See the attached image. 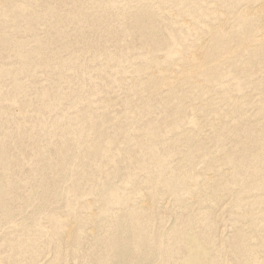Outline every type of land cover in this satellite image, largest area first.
<instances>
[{
  "label": "rangeland",
  "instance_id": "obj_1",
  "mask_svg": "<svg viewBox=\"0 0 264 264\" xmlns=\"http://www.w3.org/2000/svg\"><path fill=\"white\" fill-rule=\"evenodd\" d=\"M14 1L31 14H0V264H264V128L248 116L233 131L217 128L214 134L204 126L208 134L203 135L213 137L201 139L187 124L181 134L185 130L184 137L196 148L186 153L175 145L171 150L183 136L168 140L171 134L164 127L159 135L167 145L147 152L131 145L126 166L89 168L95 194L84 185L85 191L75 194V181L60 168L57 134L67 117L77 127L83 113L139 91L141 81L128 69L146 72L141 54L147 43L131 28L130 15L113 12L105 19L97 13L89 19L86 11H76L77 0ZM122 1L99 0L109 9ZM147 1L132 5L146 6ZM121 42L130 48L124 51ZM121 61L123 68L118 67ZM158 71L162 69L154 68ZM152 113L149 124L157 130L162 119ZM39 149L45 150L42 159ZM208 153L214 157L202 162ZM216 172L223 177L214 189L216 201L209 196L210 202L204 200L211 191L204 179ZM116 173L122 178L115 184L118 196L108 193L96 200L106 177ZM194 187L204 196L191 193ZM139 194L143 202L135 198ZM88 209L95 214L92 221L85 220Z\"/></svg>",
  "mask_w": 264,
  "mask_h": 264
},
{
  "label": "bare ground",
  "instance_id": "obj_2",
  "mask_svg": "<svg viewBox=\"0 0 264 264\" xmlns=\"http://www.w3.org/2000/svg\"><path fill=\"white\" fill-rule=\"evenodd\" d=\"M21 1L30 3L35 0ZM6 2L0 3V14L4 17L8 11L11 13L13 10L23 15L31 14V10L26 9L23 4H16L14 0H6ZM132 2L135 3L138 0H123L120 6L109 9L102 7L99 0H77L80 8L77 6L79 9L76 11H86L85 15L89 19H94L97 13L105 19L110 18L113 12L114 15H130L129 18H133L134 21L131 28L135 29L142 36L141 40L147 43L144 47L145 52L141 47L144 52L141 54L142 61L147 64V68L146 72L128 69L136 75L137 78L134 80L141 81L139 91L127 94L120 102L117 99L116 102H104L99 106V110L96 107L98 110L96 112L83 113V118L80 119L83 122L78 123L77 127V121L71 117L65 118L66 127L57 134L60 168L67 172L68 178H73L72 183L75 181V185L71 184L75 194L80 193L83 185L95 194L92 187L93 176L92 173L90 176L89 168L97 167L105 171L103 168L106 166L119 167L121 163L126 166L127 149L131 145L144 152L150 151L156 145H167L166 139L159 135L164 127L171 134L168 140L183 136L178 143L171 142V146L173 145V148L170 146L171 150L175 149V145L180 152L184 147L186 153H193L196 148L195 145L190 146L188 139L184 137L185 130L181 134L180 129L187 124L191 126L192 133L201 139H209L212 136L211 134L203 135L206 131L204 126L210 127L212 133L217 128L222 130L225 127L233 131L243 126L248 116L255 119L257 127L264 128V0H157V2L148 0L146 6L144 3V5L133 6ZM159 5L170 6V8L163 10L158 7ZM157 19L162 20L161 25H158ZM6 21L10 20L6 17ZM127 34L123 35L130 38L131 35ZM121 46L124 51L130 48L124 43ZM138 53V57L141 58ZM76 58L74 57V61ZM118 67H125L124 61L118 62ZM154 68H161L162 72L155 73ZM7 72L10 71L6 70V74ZM119 79L123 80V84L124 77L121 75ZM119 106H123V110ZM154 111L162 119V127L159 126L157 130L149 124L153 121L151 115L153 116ZM229 114L232 116L237 114L240 117L235 120L228 116ZM187 115L192 116L189 118ZM224 115L230 119H225ZM200 117L203 119H199ZM206 132L208 134V131ZM242 133L249 134L247 130H243ZM246 140L248 141V138ZM186 143L188 147L185 146ZM251 146L255 147L256 144ZM43 151L38 150L41 159L45 153ZM211 156H213L211 153L206 154L202 162L208 158L211 159ZM45 162L47 163L48 159ZM218 173L204 179L205 187L211 190L204 200L210 201L209 196L213 201L217 198L214 195V189L220 183L219 178L222 174ZM106 180L105 189L97 193L98 201L108 193V196H118V190H115L118 187L115 188V184L122 181V178L116 173L108 179L106 177ZM190 192L204 196V194L201 195L202 189L198 187L191 188ZM190 196L188 197L191 198ZM118 198H116L117 201ZM135 198L142 202L145 199L142 194ZM93 213L88 209L86 215L84 214L85 220L92 221L95 215ZM218 214L217 209L212 217L215 219ZM62 234L68 237L69 231L64 230ZM237 250L243 253L242 249Z\"/></svg>",
  "mask_w": 264,
  "mask_h": 264
}]
</instances>
